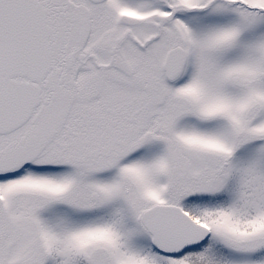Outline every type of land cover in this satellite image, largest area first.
I'll use <instances>...</instances> for the list:
<instances>
[{"label": "snow or ice", "instance_id": "1", "mask_svg": "<svg viewBox=\"0 0 264 264\" xmlns=\"http://www.w3.org/2000/svg\"><path fill=\"white\" fill-rule=\"evenodd\" d=\"M0 264H264V0H0Z\"/></svg>", "mask_w": 264, "mask_h": 264}]
</instances>
